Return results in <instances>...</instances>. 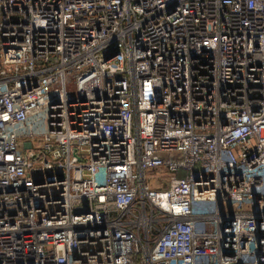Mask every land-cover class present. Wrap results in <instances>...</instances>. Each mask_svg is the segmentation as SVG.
Listing matches in <instances>:
<instances>
[{"label": "built area", "instance_id": "2783aa9c", "mask_svg": "<svg viewBox=\"0 0 264 264\" xmlns=\"http://www.w3.org/2000/svg\"><path fill=\"white\" fill-rule=\"evenodd\" d=\"M0 264H264V0H0Z\"/></svg>", "mask_w": 264, "mask_h": 264}, {"label": "rangeland", "instance_id": "374dc122", "mask_svg": "<svg viewBox=\"0 0 264 264\" xmlns=\"http://www.w3.org/2000/svg\"><path fill=\"white\" fill-rule=\"evenodd\" d=\"M200 229L203 230V231H211V230H213V227L212 226H207V225H202L200 227Z\"/></svg>", "mask_w": 264, "mask_h": 264}]
</instances>
